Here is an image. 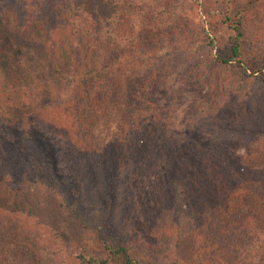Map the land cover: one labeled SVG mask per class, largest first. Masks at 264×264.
Here are the masks:
<instances>
[{"label": "rangeland", "instance_id": "obj_1", "mask_svg": "<svg viewBox=\"0 0 264 264\" xmlns=\"http://www.w3.org/2000/svg\"><path fill=\"white\" fill-rule=\"evenodd\" d=\"M24 1L0 0V22H2L0 33L2 35L7 34L8 31L12 33V38H8L10 40L8 48L6 43L2 48L3 44L0 41V54L4 53L2 59L5 54L11 55L9 65L14 59L18 61L19 57L33 61L34 54L26 55L29 48H25L22 54L19 44L21 39H27L26 30L31 22V8L28 4L24 7ZM64 1L69 0H35L39 4L57 3V7ZM146 7H150L151 11L156 13L158 26L156 20L154 21L153 17L144 11ZM247 9L251 11L246 12L249 41L255 45L259 40L264 46V0H119L115 8L120 18L119 33L122 42L120 41L119 46L123 47L120 48V53L123 55L120 58V66L124 62L126 65L138 64L144 66L141 73L156 77L150 82L149 75H140L145 85V92L150 97L156 96V99L153 102L149 99L144 102L150 112L149 120L141 126L140 138L137 134L138 140L130 143L141 148L154 147L161 143L158 142V138L160 133H163L170 138L168 143L171 145L170 152L174 153L176 149H180L183 161L186 162L188 160L185 157H193L189 153L200 152L204 162H209L211 168H205L199 180L196 178L193 181L191 179L193 177L187 178L184 175L181 181L175 180L174 185L168 186L171 180L168 176L167 158H155L151 156L152 154L134 158L133 145L131 148H128L130 143L125 145L127 159L125 162L117 160L115 163V176L112 180L115 189L110 192L113 202L110 213L120 236L128 239L147 264H246L245 258L243 261L238 260L237 257L232 260L230 253L225 250L229 245L225 240L224 228L236 229V227L224 226V224L235 223L231 220L236 219H226L222 205L209 217L210 222H206L214 228V231L208 235L206 230L198 229L197 221L187 216L193 213L192 210H196L194 203L200 198L194 196V187L198 181H204V173L207 177L212 173L208 179L215 177L220 185L226 167L223 170L224 166L219 167L220 169L214 166L218 163L217 160L234 159L237 164L247 167L250 163H255L253 173L254 178L258 179L255 186L253 183L250 184V181L249 183L245 181L246 177L240 174L231 177L232 174L229 173L227 179L229 188L237 184L235 192L241 194V200L237 204L241 218L253 226L258 223L264 225V189L262 188L264 186V78H260L258 74L254 75L252 71L248 72V77L240 76L233 68L223 67L214 61L215 57L227 55L228 31L221 19L227 15L234 17ZM53 15L58 17L60 14L53 13ZM139 19L142 21L141 24H138ZM167 20L172 25L169 26ZM140 27L142 30L138 31ZM43 32L49 36L51 34L45 26ZM59 40L56 43H59ZM36 47H40L42 53L49 57V62L53 59L48 54L55 51L61 60H57L56 64L54 62L50 64L57 71L61 69L60 63L66 58V54L62 55L64 53L62 49L59 52L58 45L53 47L52 43L40 39L37 40ZM86 47L83 45V48ZM147 51L156 55L150 56ZM126 52L128 54L133 52L135 58L126 56ZM117 58H112L111 62L114 63ZM2 61L1 68L6 66L8 59ZM68 67L70 69V66ZM132 67H123L124 75L118 79L123 91L138 74V72L134 74ZM147 68L151 69V73L145 72ZM49 71L54 72L50 69ZM49 71L45 75H49L53 80L54 77ZM43 75L44 73L42 78ZM65 78L64 81L60 80L61 85L69 87L73 78L72 76ZM41 81L46 84L49 80L46 77ZM153 86H157L158 91ZM56 92L48 91L45 94L43 91L41 95L42 103L51 106L48 111H52V115L59 113L54 107L64 108V102L58 100V97H53ZM80 99H84L85 103L79 110H83L84 114L88 115L85 116L83 123L87 125V129H90L104 109L102 106H105V97L94 108H91L92 104L86 106L90 100L87 97L83 96ZM77 106L71 113L76 114ZM65 108L67 109V106ZM74 119L72 116L71 122H74ZM32 123L34 128H40L38 120ZM72 125L73 132L69 128L58 126L55 129L58 134L52 137L51 133H48V137L41 138L40 142L48 150L49 158L53 162L51 163L55 167L61 183V191L64 192L61 197L64 198L65 193L68 195L72 186L83 193L84 206H86L84 212L88 215L87 223L82 226L80 221H77L79 226L77 227L68 220V217L61 218L65 213L59 212V207L55 209L58 210L55 211L58 219L47 212L40 221H37L17 212L13 217L21 221L16 220L13 223L5 221L0 224V229L5 234L0 236V240L4 242L8 238L4 245L0 243V264H32L33 262V264H41L39 261L42 258L45 260H43L44 264H79L76 256L80 252L89 250L93 246L100 247L95 230L92 227L88 228V225L95 227L99 223L96 218L97 209L103 210V207L95 208L99 197L103 203L111 200L104 189L107 186L106 179L99 186L96 184L92 186L90 178L80 175L75 164L63 151L70 136L83 135V130L81 131L83 125L72 123L69 127ZM157 131L159 136L156 139L154 135ZM144 135L146 136L143 141L141 138ZM157 183H162L167 189L166 196L171 198L172 204L168 208L170 212L155 217L154 195L159 189L154 186ZM223 186L224 184L220 185L219 189H223ZM150 191L154 192L151 200L148 201L147 193ZM58 197L60 199V196ZM31 208L39 211L34 205ZM24 209L25 213H28V207ZM15 210L11 209L8 212L13 213ZM182 214L185 220L180 222ZM151 221L153 227L149 226ZM178 223L184 226L183 235L177 232ZM153 229L168 232L163 236L166 239L163 240L165 244L161 251L158 247L159 236L150 237ZM196 234L202 235L207 240V243L204 238L202 240L205 247L198 248L196 244L186 239L187 235L194 237ZM238 236L246 238L242 231ZM14 237L18 239L15 240L16 242L12 240ZM153 244L158 245L155 252L150 247Z\"/></svg>", "mask_w": 264, "mask_h": 264}, {"label": "trees", "instance_id": "obj_2", "mask_svg": "<svg viewBox=\"0 0 264 264\" xmlns=\"http://www.w3.org/2000/svg\"><path fill=\"white\" fill-rule=\"evenodd\" d=\"M24 2V7L28 4L31 8V22L26 30L25 38L27 39H21L19 44H21L22 54H24L25 48H29L26 55L34 54L33 61H28L25 58L26 61L24 57H19L18 61L14 59L9 65L11 55L5 54L2 59L4 53L0 54V63L3 62L2 60L8 59L6 66L0 67V224L5 221L12 223L16 220L21 221V219L13 217V214L15 215L17 212L37 221H40L47 212L57 218L58 214L55 213L58 211L55 210L57 207L60 208L59 212L65 213L61 218L68 217V220L75 223L74 225L77 227H79L77 221H80L82 226L87 223L88 215L84 212L86 206H84L83 193L72 186L69 194L65 193L64 198L61 197L64 192L61 191V183L55 167L49 158L48 150L40 142L41 138L48 137V133H51L52 137L54 134H58L55 130L58 126L69 128L72 131L74 126L69 127L70 124L83 125L81 128L83 135L80 137L70 136L66 140L67 143H65L63 151L75 164L79 174L85 178H90L92 186L93 184L99 186L106 179L107 186L104 189L111 201H106V203L104 201L103 203L99 197L95 203V208L97 206L98 208L103 207L102 211L97 209L96 218H98L97 222L99 223L95 227L88 225V228L92 227L95 230L100 241V247L97 248L96 246V249L93 246L89 250H83L76 256V259L79 264H147L132 247V244L128 242V239L120 236V232L116 230L112 221L113 216L110 213L113 205L110 192L115 189V183L112 181L115 176V163L117 160L125 162L127 159V152L124 151L125 145L140 138L141 126L149 120L150 112L146 109L144 102L146 103L148 99L153 102L156 99V96L150 97L145 92V85L140 75H149L148 81L150 82H153L156 77L141 73L144 66L138 64L126 65L124 62L120 66V58L123 56L120 53L122 46H119L121 41L120 18L115 10L119 0H69L64 1L58 7L57 3L55 6L49 3L39 4L35 0H25ZM47 7L50 8L47 9ZM151 10L150 7L144 8L147 15L152 16L154 21L156 20L158 26L156 13ZM246 12L251 11L247 9L234 17L227 15L221 19L223 26L228 31L226 38L227 55L226 57H215L214 61L223 67L233 68L240 76L248 77V72L252 71L254 75L258 74L260 78H264V46L259 40L255 45L249 41ZM53 13L60 15L56 17ZM145 18H143L144 21ZM141 22L139 19L138 24ZM167 23L169 26L172 25L169 20ZM43 26L51 32V34L49 32L50 36L43 32ZM141 30L142 27L138 29V31ZM6 33L5 35L0 33L2 48H4L5 43L8 48L10 42L8 38H12L10 31ZM40 39L52 43L53 47L58 45L59 52L62 49L64 51V53L62 51V55L66 54V58L62 59L60 63V70L57 71L51 66L53 62L55 63L60 59L55 51L48 54L53 59L49 62V57L42 53L40 47H36L37 40ZM58 40L59 43H56ZM83 45L87 47L83 48ZM150 51L147 53L154 56L155 53ZM127 55L135 58L133 52L129 54L126 52ZM115 57L118 58L112 63V58ZM131 62L134 61L131 60ZM123 67H132L134 74L138 72L132 79V83H129L124 91L121 90L118 82L119 77L124 75ZM49 69L54 72H50ZM48 71L54 77L53 80L49 75H45ZM145 72L151 73V69L147 68ZM43 73V78L47 77L49 80L46 81V84L41 81ZM66 76L73 78L69 87L61 85ZM153 87L158 91L157 86ZM47 90L49 93L54 92V90L57 91L53 97H58V100L64 102V108L54 107V109L59 110L58 114L52 115V111H48L51 106L42 103L41 95L43 91L46 94ZM83 96L90 99L86 106L89 107L92 104L91 108L96 107L105 97V106H102L104 108L103 114L99 115L96 123L93 122L90 129H87V125L83 123L85 116L88 117V115H85L83 110H79L85 103L84 99H80ZM78 102L80 103L77 106ZM75 106H77L76 110L78 111L76 114L71 113ZM98 114H100L99 111ZM71 115L75 118L74 122H71ZM35 119L39 121V129L33 126L32 122H35ZM154 136L157 139L159 131ZM169 139L167 135L160 133L158 142L161 143L159 145L141 148L130 143L128 148L133 145L134 158L145 157L147 154H152L151 156L155 158H167L168 176L171 180L167 184L168 186L169 184L170 186L174 185L175 180L181 181L184 175L187 178L193 177L191 178L193 181L196 178L199 180V176L203 175L205 168L211 169L209 162H204L200 152L189 153L193 157H185L188 162L183 161L184 158H182L183 154L180 149H176L174 153L170 152ZM217 161L218 163L214 166H218V168L224 166L223 170L226 167L220 183V185L224 184L223 189H219L220 185L217 178L208 179L212 173L208 177L204 173L205 184L204 181H198L194 187V196L200 198L194 203L196 210H192L193 213L187 214V216L197 221L198 229L206 230L208 235L214 231L213 226L207 225L210 222L209 217L217 207L222 205L226 219H236L231 220L235 223L227 224L225 222L224 224V226L236 227V229L224 228L225 240L228 241L229 245L225 250L230 253L231 259L237 257L238 260L242 259L243 261L245 258L246 264H264V225L258 223L253 226L241 218L239 205H237L241 200V194L235 192L237 190L236 182L229 188L227 179L230 176L229 173L232 174L231 177L240 174V176L246 177L244 178L245 181L248 183L250 181V184L253 183L255 186L256 181H258L254 178L253 173L255 163H250L247 167L237 164L234 159ZM246 169L247 171H245ZM154 188L159 189L158 193L154 195L153 211L156 214L155 217H158L163 213L170 212L168 208H170L172 200L166 196L167 189L162 183H157ZM262 188L264 189V186ZM153 192L147 193L148 201L151 200ZM101 197L103 196L101 195ZM114 197L116 199V196ZM33 205L38 207L39 211L31 208ZM26 206L28 213H25L24 208ZM11 209L16 210L9 213L8 211ZM104 212L106 213L104 214ZM184 220L185 216L182 214L179 221L183 222ZM152 222L149 223V226L153 227ZM177 225L178 234L183 235V224L178 223ZM56 227L55 231L57 232ZM241 231L246 238L243 237V239L238 236ZM166 233L168 232L165 230L160 232L153 229L150 237L157 235L160 241L159 246L150 245L152 251L155 252L157 246L161 251L165 244L163 240L166 239L163 236ZM1 235L5 236L0 229ZM186 237L198 248L206 246L202 244L204 237L200 234H196L194 237L187 235ZM7 240L8 238L4 242L0 240V243L4 245ZM12 240L17 241L18 239L14 237ZM205 243H207L206 239ZM43 260L44 258L39 262L44 264L45 260Z\"/></svg>", "mask_w": 264, "mask_h": 264}]
</instances>
